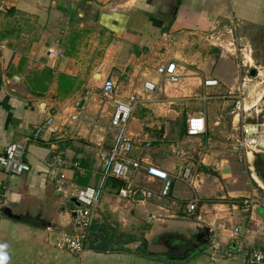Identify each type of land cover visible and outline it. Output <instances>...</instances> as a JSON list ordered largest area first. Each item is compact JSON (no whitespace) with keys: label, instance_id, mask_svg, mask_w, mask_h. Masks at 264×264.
Wrapping results in <instances>:
<instances>
[{"label":"crops","instance_id":"crops-1","mask_svg":"<svg viewBox=\"0 0 264 264\" xmlns=\"http://www.w3.org/2000/svg\"><path fill=\"white\" fill-rule=\"evenodd\" d=\"M262 31L264 0H0V155L10 143L20 142L31 167L21 175L0 167V264H250L244 253L264 245V209L234 202L246 197L264 202V165L258 149L247 151L252 185L237 189V163H229L206 141L208 119L221 96L246 91L248 78L242 68L254 64L253 39ZM236 33L245 65L234 58ZM50 47L64 56L49 55ZM168 62L177 65L178 83L156 72ZM107 78L116 82L121 96L138 94L129 131L134 138L132 156L143 168L135 176L139 188L132 197H120L122 182L111 180L95 210L93 237L113 238L121 250L97 252L87 241L75 253L56 242L65 232L75 233L79 207L69 198L97 184L102 157L113 141L112 107L100 92ZM210 78L218 85L204 87L203 81ZM146 81L157 84L154 93L144 91ZM258 96L247 102L249 109L244 104V112L257 105L262 98ZM74 114L77 119H72ZM197 116L204 118L206 131L189 135L187 119ZM149 129L164 133L148 139ZM247 130L249 137V132L256 133L255 126ZM175 136L198 144L186 149ZM57 154L65 161L60 170L50 166ZM255 156L253 171L250 161ZM148 165L169 173L167 197L160 195L162 181L147 175ZM186 167L193 183L180 177ZM144 189L153 196L146 197ZM217 197L226 199L212 203ZM194 198L199 199L198 207L189 214L186 205ZM9 205L18 214L51 218L57 227L10 219L2 212ZM183 214L195 215L191 225L203 221L215 232L211 243L190 260L171 263L128 249L142 240L144 218L170 225L185 223Z\"/></svg>","mask_w":264,"mask_h":264},{"label":"built area","instance_id":"built-area-1","mask_svg":"<svg viewBox=\"0 0 264 264\" xmlns=\"http://www.w3.org/2000/svg\"><path fill=\"white\" fill-rule=\"evenodd\" d=\"M48 54L53 56H64L62 52L53 47L48 48ZM156 72L162 79L171 83H178L181 79L175 62L158 65ZM203 85L204 87H215L218 85V80L214 78L205 79ZM143 88L145 92L152 94L156 91L157 84L146 81ZM100 92L102 100L106 103H110L112 107L110 125L113 130V141L109 151L102 157L101 175L97 184L94 186L82 187L75 193V197L80 203V207L75 213V233L65 232L56 242L57 247L75 253L81 252L86 246L96 207L102 198L108 182L111 180L121 181L122 185L117 189L118 195L123 198L132 197L139 188L135 176L137 172L143 168L142 163L132 156L134 138L129 131L130 120L135 111L136 104L138 103V94L132 93L124 97L121 96L118 92L116 82L110 78L104 80ZM234 96V91H228L221 97L234 98ZM79 107V102H76L75 111L77 113ZM77 118L78 115H72V119ZM49 122H51V120H49L48 123ZM187 131L189 135H197L205 132L206 124L204 118L202 116L188 118ZM245 142L248 144L250 141L245 140ZM24 151L25 147L22 143H10L0 155V167L11 175H21L30 171L31 167L24 160ZM50 166L56 170H60L64 168L65 161L61 155L57 154L53 157L52 162H50ZM145 171L150 178L162 181L160 195L167 197L172 186V179L169 173L165 169L155 165L146 166ZM190 172V168L186 167L183 169L180 177L183 180H188L190 183H193L194 179L190 175ZM61 177L63 178L64 175H61ZM143 193L148 198L153 196V191L151 190L144 189ZM198 203V198H194L187 203V213H194L198 207ZM234 204L264 209V202L256 197H246L234 202ZM212 247L217 249L219 245L214 243ZM244 254L248 263L264 264V245L246 251Z\"/></svg>","mask_w":264,"mask_h":264},{"label":"rangeland","instance_id":"rangeland-1","mask_svg":"<svg viewBox=\"0 0 264 264\" xmlns=\"http://www.w3.org/2000/svg\"><path fill=\"white\" fill-rule=\"evenodd\" d=\"M236 37H238V39L234 42L236 44L235 45L233 44V47L236 48L237 52L235 53L234 58L236 59L238 64L245 65L246 63L245 61L247 60L245 59V55L243 54L244 50L243 51L239 50V49L244 48L240 41L241 37L240 35L239 36L237 35ZM253 40H254L253 42L254 52H252L253 53L252 56L255 62L254 64L252 62L249 64L248 62L246 63L245 67L242 68V76L244 75L245 76L244 78H248L247 88H245L246 91L244 92V94H240V92L235 91L234 98L230 99V100L234 99L232 101H228L229 99L228 97L224 99L221 98L225 100L226 102L221 100V103L218 106H216V109L211 113V116L208 119L209 134H208V139L206 141V143H208L212 147V149L216 148L221 153V156L224 159L229 160L228 161L229 163L231 162L233 164L237 163L238 165L237 171L240 175V179L235 184V187L237 189H243V190H246V188H251V185H252V182L248 180V177L250 178V171L247 167V163H248L247 161L249 159L247 156V151H250V150L256 151L255 149L256 144L254 143L255 144L254 145L253 143H250L252 142V139L250 140L249 139L250 137L248 135L247 128L250 126L245 123L246 115L252 110L249 112H246V111L244 112L243 106L245 103L255 100L257 96L259 95L262 98L259 100V102L253 109L257 107L260 108L263 105L262 99L264 98V82H263L264 81V49H263L264 48V31L255 34V37ZM211 42L215 43V41L213 40ZM217 43L220 44L221 41H217ZM225 48L226 47H224L223 49ZM254 65L257 68H255ZM252 70H256V74H253ZM260 71H262L263 73L260 74ZM248 86H251V87L248 88ZM253 90H254V92H252L253 94H249L250 91H253ZM208 103H210V101ZM249 108H250V104L246 106V109H249ZM237 117H240L239 120H237L238 119ZM186 118L187 116L185 117V119ZM215 122L216 124H214ZM243 126H248V127L243 130ZM263 126L264 125H262L261 131H259V133L257 131V127L255 126L256 128L255 137L256 139L258 138L257 140L259 139L264 140V127ZM130 130L134 131L135 133L139 132L138 128L134 127L133 125H130ZM172 138L174 140L176 139L178 144H180L181 146H185L186 149H188L189 146L192 144H198V141H195V140H185L183 142V140L182 139L179 140L177 136L172 137ZM245 140L250 141L248 143L249 146H246L248 144L245 142ZM256 153L260 154V151L257 150ZM249 156L251 158L253 156V153H249ZM256 159L257 158L255 156L253 160L251 161L249 160L253 171H255L254 161L256 162ZM151 188L153 190L156 189L154 186H151ZM257 192L259 193L260 191L257 190ZM223 199H226V198H222V197L213 198L212 203H217L215 201L222 202ZM194 216L195 215H186V214L182 215V217H186L184 220H186L187 223H191V224L197 221ZM182 217L180 219H182ZM162 219H164V221H168V223H171L172 221L170 220L169 217H162ZM143 221H144L142 225L143 237L146 235H150L151 231H154L155 229H158L159 227H161L158 224L147 222L145 218ZM175 223L177 222H174L173 224H170L169 226L174 225ZM200 223L204 224L203 221ZM153 228L155 229L153 230Z\"/></svg>","mask_w":264,"mask_h":264},{"label":"water","instance_id":"water-1","mask_svg":"<svg viewBox=\"0 0 264 264\" xmlns=\"http://www.w3.org/2000/svg\"><path fill=\"white\" fill-rule=\"evenodd\" d=\"M257 112L258 107L252 109L246 115L245 123L249 126H256L257 131H260L262 124H264V112L260 113V118L256 119ZM148 132V139H152L159 134H163L164 129H149ZM253 144L255 145V149L260 151L258 158H260L259 160L264 165V145L256 141ZM69 201L75 206L80 207V203L76 197H70ZM2 212L8 218L16 221L27 222L43 228L57 227L51 218H43L41 215L32 217L29 214L15 213L12 205L4 206ZM160 226L158 229L151 231L150 235L144 236L137 245L131 246L128 249L149 258L171 263H184L206 248L211 243L215 234L214 230L206 224L193 226L191 223L177 222L171 226L167 223Z\"/></svg>","mask_w":264,"mask_h":264},{"label":"trees","instance_id":"trees-1","mask_svg":"<svg viewBox=\"0 0 264 264\" xmlns=\"http://www.w3.org/2000/svg\"><path fill=\"white\" fill-rule=\"evenodd\" d=\"M181 134L183 135V131H182ZM119 185H121V183ZM93 232H94L93 230L92 231L90 230V234H91V235L89 234L90 240L88 238V242H90V245H89L90 249L95 250L97 252H105V251H107V250H109L111 248H114V249H111V250H121V249L115 248V245L117 243L112 241L113 238H110L109 240H107V239H105V237H102L100 239L98 237L99 235H97V234H95L94 237H93V235H92ZM122 250H128V249L122 248Z\"/></svg>","mask_w":264,"mask_h":264},{"label":"flooded vegetation","instance_id":"flooded-vegetation-1","mask_svg":"<svg viewBox=\"0 0 264 264\" xmlns=\"http://www.w3.org/2000/svg\"><path fill=\"white\" fill-rule=\"evenodd\" d=\"M262 101H263V105H262V107L258 108V112L256 113V119L260 118L261 114L264 112V98L262 99ZM260 110H261V112H259Z\"/></svg>","mask_w":264,"mask_h":264},{"label":"bare ground","instance_id":"bare-ground-1","mask_svg":"<svg viewBox=\"0 0 264 264\" xmlns=\"http://www.w3.org/2000/svg\"><path fill=\"white\" fill-rule=\"evenodd\" d=\"M249 134L251 135L249 139H250V140L252 139V142H255V141H256L257 143L259 142V143H261L262 145L264 144V140H262V139H261V140H257V139H255V137L252 136V135H254V134H256V133L253 134V133L249 132Z\"/></svg>","mask_w":264,"mask_h":264}]
</instances>
